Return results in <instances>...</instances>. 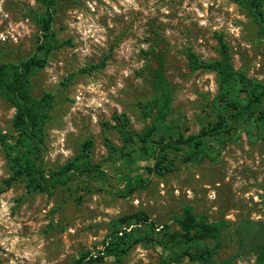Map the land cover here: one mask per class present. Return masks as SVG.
Returning <instances> with one entry per match:
<instances>
[{
    "label": "rangeland",
    "instance_id": "rangeland-1",
    "mask_svg": "<svg viewBox=\"0 0 264 264\" xmlns=\"http://www.w3.org/2000/svg\"><path fill=\"white\" fill-rule=\"evenodd\" d=\"M40 11V0H0V63L33 53L39 30L31 18ZM52 28L69 45L54 50L31 78L35 98L53 97L42 161L56 170L91 137V159L105 180H74L50 194L28 195L22 181L7 183L0 147V264H72L83 252L103 250L110 221L137 214L177 230L170 219L186 205L216 222L264 221V143L242 136L214 160L178 162L163 174L148 162L126 167L124 159H107L106 142L122 144L117 118L125 116L134 133L149 125L137 104L151 97L157 66L172 89L169 123H178L185 135L197 134L201 108L217 92L216 74L190 71L188 53L217 60L221 38L233 68L264 84V37L244 8L230 0H66L58 4ZM13 114L0 98V131L9 136L15 135ZM125 173L140 174L146 186L125 196ZM233 249L225 244L216 260L229 258ZM163 255L145 243L121 262L104 257L98 264H162ZM253 262L248 256L233 264Z\"/></svg>",
    "mask_w": 264,
    "mask_h": 264
},
{
    "label": "trees",
    "instance_id": "trees-1",
    "mask_svg": "<svg viewBox=\"0 0 264 264\" xmlns=\"http://www.w3.org/2000/svg\"><path fill=\"white\" fill-rule=\"evenodd\" d=\"M66 0H40L41 11L33 13L32 22L39 30L33 53L19 62L0 63V98L13 109L14 136L0 131V147L4 153L9 178L7 183L22 181L28 195L50 194L74 180H105L99 163H93V140L85 139L77 155L58 169L47 168L41 158L44 127L49 119L53 97L44 93L32 95L31 78L43 69L50 54L64 45L58 41L52 25L57 6ZM244 8L264 37V0H230ZM220 58L202 61L187 54L190 71H208L217 76V92L201 108L197 134L185 135L178 123H169L172 114V89L161 66L151 71V97L137 105L139 115L149 120L139 133L130 131L125 116L117 118L114 130L122 144L106 142L107 159H124V165L148 162L152 172L171 173L177 163L200 164L214 160L230 143L242 136L251 143H264V84L247 78L233 68L226 44L218 38ZM125 196L146 186L141 175L125 173ZM80 200V198H78ZM170 224H154L140 215H126L109 222L103 250L97 255L83 252L72 264H98L104 257L121 262L136 245H156L164 251L162 264H233L238 258L252 256L253 264H264V221L240 219L235 223L213 221L196 214L186 205ZM231 242V256L216 260L220 249Z\"/></svg>",
    "mask_w": 264,
    "mask_h": 264
}]
</instances>
